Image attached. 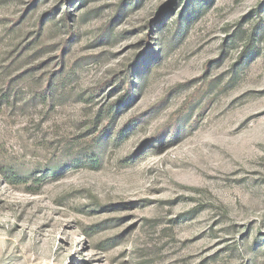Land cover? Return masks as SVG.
<instances>
[{
    "label": "rangeland",
    "instance_id": "obj_1",
    "mask_svg": "<svg viewBox=\"0 0 264 264\" xmlns=\"http://www.w3.org/2000/svg\"><path fill=\"white\" fill-rule=\"evenodd\" d=\"M0 264H264V0H0Z\"/></svg>",
    "mask_w": 264,
    "mask_h": 264
},
{
    "label": "trees",
    "instance_id": "obj_2",
    "mask_svg": "<svg viewBox=\"0 0 264 264\" xmlns=\"http://www.w3.org/2000/svg\"><path fill=\"white\" fill-rule=\"evenodd\" d=\"M132 81H130L129 80V83H127V87H126V89H125V95L122 97V100L121 101H123V100H125L126 99V97H128L132 92H133V89H132ZM121 101L119 102V103H121ZM117 104V103H115V104H113L112 106H111V109L109 110L110 112H112V111H114V109L115 108H117V107H119L120 105H122L123 103H121V104ZM133 122H131L130 123V125L132 124ZM135 159V156H133V157H131V158H129V160H134ZM61 172H63V171H55V172H53V173H51L50 171H47V172H44V177H48V175L49 174H52V176H49V177H56L59 173H61ZM6 173H8L9 175H11L12 176V178H14V179H16V178H18V176L17 175H15V174H12L10 171H6Z\"/></svg>",
    "mask_w": 264,
    "mask_h": 264
}]
</instances>
